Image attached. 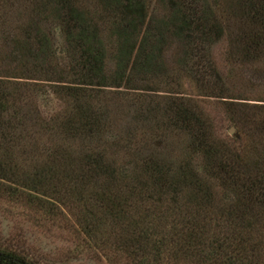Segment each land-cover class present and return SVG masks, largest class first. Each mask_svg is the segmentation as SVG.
Here are the masks:
<instances>
[{"label": "trees", "instance_id": "trees-1", "mask_svg": "<svg viewBox=\"0 0 264 264\" xmlns=\"http://www.w3.org/2000/svg\"><path fill=\"white\" fill-rule=\"evenodd\" d=\"M14 1L0 0V49L26 59L0 73V186L76 205L89 237L118 235L146 264L150 252L264 264V0H158L159 16L151 0ZM222 36L225 75L208 50ZM182 74L197 94L231 99V139L178 91ZM44 86L64 101L51 115L33 101ZM114 89L134 111L130 126H116ZM172 131L185 138L174 156L158 148ZM0 264L34 263L0 243Z\"/></svg>", "mask_w": 264, "mask_h": 264}, {"label": "rangeland", "instance_id": "rangeland-1", "mask_svg": "<svg viewBox=\"0 0 264 264\" xmlns=\"http://www.w3.org/2000/svg\"><path fill=\"white\" fill-rule=\"evenodd\" d=\"M23 1L25 0H17L16 3L22 5ZM148 11L151 16L161 15L162 9L158 0L150 1ZM15 17L17 16L10 17L8 21H13L12 19ZM51 23L52 21L41 23L45 32H49ZM63 44L64 42L58 36L54 37V47L59 50L58 52H61L60 49L63 48ZM14 49L15 47L11 44H5L0 49V73L4 71L17 74L16 70L24 66L23 61L26 59V55L19 53L20 50L18 52ZM208 50H211L216 68L222 75H225L227 69L226 37L222 36L216 40ZM176 51L173 48L166 49V57L169 63L173 62ZM22 80L35 81L32 78ZM174 82L179 84L178 91L193 96L199 102L206 114L211 117L218 136L231 139L235 135V127L231 130V126L234 125L228 116V100H231L230 98L197 94L196 85L185 74H182ZM227 82L233 88L230 92H236V89L241 90L242 88L236 87L237 84H232L229 79ZM164 83L161 82L160 85L164 86ZM43 90V92L37 93L33 99L34 103L39 105L42 113L51 115L63 108V98L57 94L56 96L50 86H44ZM114 91L116 92L110 94L112 97L110 106L112 113L117 117L116 126H130L134 111L131 109L128 100L127 103H123V99L117 94L119 90L114 89ZM169 136L171 144L164 141L165 144L162 143L158 148L165 152L166 150L172 152L174 156L178 154L180 146H185V138L183 133L178 134L173 131ZM194 163L196 167L201 169L202 158L199 155L195 156ZM53 203L45 200H33L25 190L12 192L7 187L0 186V243L27 254L34 264H146L141 262L144 254L141 253L140 249L136 250L138 253L132 254L130 250L120 246L118 235L106 237L103 242L89 237L83 230L80 222V210L76 205L64 202ZM172 259L168 253L166 255L163 253L161 258L156 257L153 252L148 254L149 264H173L171 263L173 262ZM178 264L196 263L189 258Z\"/></svg>", "mask_w": 264, "mask_h": 264}, {"label": "water", "instance_id": "water-1", "mask_svg": "<svg viewBox=\"0 0 264 264\" xmlns=\"http://www.w3.org/2000/svg\"><path fill=\"white\" fill-rule=\"evenodd\" d=\"M234 129V126H231V130H233Z\"/></svg>", "mask_w": 264, "mask_h": 264}]
</instances>
